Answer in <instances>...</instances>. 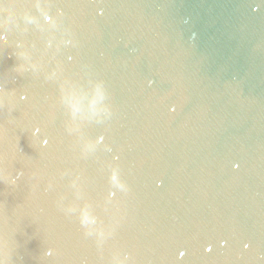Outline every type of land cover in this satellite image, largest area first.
Returning a JSON list of instances; mask_svg holds the SVG:
<instances>
[{
  "label": "water",
  "instance_id": "1",
  "mask_svg": "<svg viewBox=\"0 0 264 264\" xmlns=\"http://www.w3.org/2000/svg\"><path fill=\"white\" fill-rule=\"evenodd\" d=\"M125 255L264 264V0H0V264Z\"/></svg>",
  "mask_w": 264,
  "mask_h": 264
},
{
  "label": "clouds",
  "instance_id": "2",
  "mask_svg": "<svg viewBox=\"0 0 264 264\" xmlns=\"http://www.w3.org/2000/svg\"><path fill=\"white\" fill-rule=\"evenodd\" d=\"M237 167H238V165H237ZM112 195H115V194L113 193ZM96 222H97L96 217H93V218H92V223H96ZM112 231H114V227H112V228L109 230V233H108V234L111 235ZM99 234H100L101 236L104 235V229H103V228H101V229L99 230ZM247 247H248V245L246 244V245H245V248H247ZM209 248H210V246H209ZM181 255H183V253H182ZM128 259H129V257H128L127 255H125L124 259L121 260V261H119V264H127Z\"/></svg>",
  "mask_w": 264,
  "mask_h": 264
},
{
  "label": "snow or ice",
  "instance_id": "3",
  "mask_svg": "<svg viewBox=\"0 0 264 264\" xmlns=\"http://www.w3.org/2000/svg\"><path fill=\"white\" fill-rule=\"evenodd\" d=\"M207 250H208V251H211V248H208ZM182 253H183V255H181ZM184 255H185V252H184V251H181V252H180V256L182 257V256H184Z\"/></svg>",
  "mask_w": 264,
  "mask_h": 264
}]
</instances>
